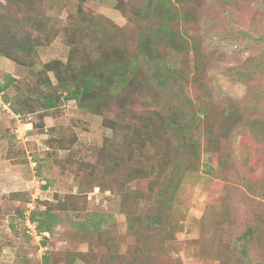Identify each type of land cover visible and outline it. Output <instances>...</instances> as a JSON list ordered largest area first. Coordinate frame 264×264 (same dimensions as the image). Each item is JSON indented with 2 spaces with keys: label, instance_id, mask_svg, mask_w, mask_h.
<instances>
[{
  "label": "trees",
  "instance_id": "16d2710c",
  "mask_svg": "<svg viewBox=\"0 0 264 264\" xmlns=\"http://www.w3.org/2000/svg\"><path fill=\"white\" fill-rule=\"evenodd\" d=\"M44 1H0V57L26 71L20 78L5 77L0 84L2 102L16 115H37L39 120L33 128L38 130H44L47 113L60 110L66 101H75L80 110L102 116L103 125L113 136L105 139L94 161L73 157L75 134L50 137V147L69 152L64 163L76 167L80 182L87 178L103 191L118 188L123 201L132 194L131 184L148 180L154 209H146L137 218L141 223L137 236L151 233L152 241L168 254L169 243L185 230V215L175 205L184 184L202 165V154L208 152L217 159L214 155L220 154L223 142L239 127L264 142V89L250 87V99L223 110H218L205 93L190 96L189 85L199 83L203 88L200 78L212 60L188 27L195 16L185 4L194 0H138L137 7L118 0L117 9L128 18L129 27H120L87 8L89 0H77L68 23L58 27L38 9ZM59 38L69 48L67 60L40 62L38 49ZM260 41L264 43V39ZM229 72L243 83L264 77V47L258 59H247ZM139 105L148 110L137 112ZM204 136L205 146L201 144ZM205 169L208 174L214 173L211 165H205ZM133 194L136 199H144L139 191ZM25 195L13 192L9 197L21 200ZM76 196L57 204L44 201V211H32L29 220L38 233L53 234L61 213L76 212L80 208ZM136 199H132L133 204ZM262 206L242 234L226 244L230 257L220 259L218 264H264V203ZM122 213L130 222L135 218L132 209ZM89 216L75 223L80 237L89 242V251L80 252L78 257L68 252L63 263L78 264L81 257L82 264H137L135 257L129 260L114 242L105 239L107 234L100 226L105 220L101 217L91 227ZM232 219L226 209L213 235L224 231ZM94 239L98 242L93 243ZM98 244L106 247L100 263L91 260ZM52 254H45L43 264H56ZM198 257L213 260L210 255Z\"/></svg>",
  "mask_w": 264,
  "mask_h": 264
},
{
  "label": "rangeland",
  "instance_id": "374dc122",
  "mask_svg": "<svg viewBox=\"0 0 264 264\" xmlns=\"http://www.w3.org/2000/svg\"><path fill=\"white\" fill-rule=\"evenodd\" d=\"M125 2L129 6H138V0ZM117 4L118 0H89L86 6L120 27L131 26L128 18L117 9ZM185 5L195 16V21L188 26L190 33L200 39L205 53L212 56L210 68L200 78L203 88L199 83L189 85L190 96L196 98L205 93L218 110H223L250 99V87L263 90L264 77L243 83L232 78L229 70L240 68L247 59H258L263 55L264 43L260 40L264 39V0H194ZM76 6L77 0H46L38 9L62 27L68 23V16L76 11ZM38 52L42 63L53 59L66 61L69 48L59 38L40 47ZM25 73L22 67L0 57V84L7 75L20 78ZM261 105L264 107L263 103ZM136 110L143 113L148 108L139 105ZM47 115L44 130L34 129L33 123L39 120L37 115L19 116L7 104L0 103V264H43L46 253H53L56 264H64L68 252L73 257H78L80 252L87 253L90 244L80 237L75 224L87 214L91 227L102 217L105 221L100 226L107 234L105 239L114 242L129 260L135 257L137 264H175L177 261L181 264H218L220 259L230 257L226 244L240 236L252 221L253 213L263 207L264 142L257 140L247 128L239 127L223 142L220 154L214 155L217 159L211 153L202 154V165L195 177L184 184L175 205V209L185 215V230L169 243L168 254L163 253L161 245L152 241L151 233L137 236V228L141 227L137 218L146 209H154L149 198L148 180L131 184L132 194L123 201L117 194L118 188L103 191L87 178L80 182L75 176L76 167L64 163L69 152L50 147V137L69 138L75 134L73 157L94 161L105 139L113 136L103 125V117L80 110L75 101H66L60 110ZM206 142L204 136L201 144L205 146ZM205 165L214 167V173L208 174ZM101 183L107 187L105 181ZM250 185H253L252 189ZM134 191L143 193L144 199H136ZM13 192L26 195L21 200H13L9 197ZM73 195H77L75 199L80 208L76 212L61 213L53 234L43 235L46 240L37 228L35 235L28 223L31 212L44 211L45 205L41 204L44 201L57 204L72 200ZM132 199L137 203L133 204ZM124 209L133 210L135 218L132 222L122 213ZM226 209L233 218L225 225L229 230L225 228L214 236L212 230L217 229V221L223 218ZM93 218L96 220H91ZM97 242V239L93 240V243ZM99 244L91 256L96 263H100L106 254V247ZM203 255H210L209 258L215 261L198 257ZM78 262L83 263L81 257Z\"/></svg>",
  "mask_w": 264,
  "mask_h": 264
},
{
  "label": "built area",
  "instance_id": "2783aa9c",
  "mask_svg": "<svg viewBox=\"0 0 264 264\" xmlns=\"http://www.w3.org/2000/svg\"><path fill=\"white\" fill-rule=\"evenodd\" d=\"M0 103H2V95H1V93H0ZM28 223H29V228H30L31 230L34 231V234H35V235H37L36 227L33 226V225L30 223V221H29Z\"/></svg>",
  "mask_w": 264,
  "mask_h": 264
}]
</instances>
